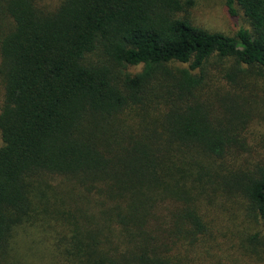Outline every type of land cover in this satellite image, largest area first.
I'll return each instance as SVG.
<instances>
[{"label": "trees", "instance_id": "obj_1", "mask_svg": "<svg viewBox=\"0 0 264 264\" xmlns=\"http://www.w3.org/2000/svg\"><path fill=\"white\" fill-rule=\"evenodd\" d=\"M225 6L249 28L208 32L192 0H0V264H48L34 236L56 264H264V163L199 95L214 58L264 80V0Z\"/></svg>", "mask_w": 264, "mask_h": 264}, {"label": "rangeland", "instance_id": "obj_2", "mask_svg": "<svg viewBox=\"0 0 264 264\" xmlns=\"http://www.w3.org/2000/svg\"><path fill=\"white\" fill-rule=\"evenodd\" d=\"M192 1L194 7L190 10V21L208 32L233 36L238 27L249 28L241 13L235 19L228 16L226 0ZM231 67L229 61L214 58L208 62L202 74L204 84L199 92L200 100H203L217 124L225 129H234L242 140L243 137L247 138L250 152L256 158L252 164L258 161L264 163V80L254 70H246V74H239L235 79L226 78ZM138 71L139 68L131 70ZM249 227L247 230L253 231V226ZM258 230L264 234V224L257 226ZM18 246L20 252L28 257L56 264L46 254L44 246L38 243L36 236L23 237Z\"/></svg>", "mask_w": 264, "mask_h": 264}]
</instances>
